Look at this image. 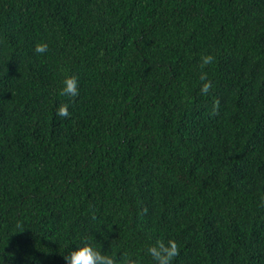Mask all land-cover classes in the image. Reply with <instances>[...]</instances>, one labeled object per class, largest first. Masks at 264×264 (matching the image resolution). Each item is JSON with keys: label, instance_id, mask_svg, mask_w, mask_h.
Masks as SVG:
<instances>
[{"label": "trees", "instance_id": "16d2710c", "mask_svg": "<svg viewBox=\"0 0 264 264\" xmlns=\"http://www.w3.org/2000/svg\"><path fill=\"white\" fill-rule=\"evenodd\" d=\"M169 239L264 264V0H0V264Z\"/></svg>", "mask_w": 264, "mask_h": 264}, {"label": "clouds", "instance_id": "9594fccd", "mask_svg": "<svg viewBox=\"0 0 264 264\" xmlns=\"http://www.w3.org/2000/svg\"><path fill=\"white\" fill-rule=\"evenodd\" d=\"M47 50L48 44L46 42L37 43L34 47V51L38 54H44ZM213 59L210 54L201 56V68L212 63ZM200 79L202 81L201 95L207 96L213 85L204 73L201 74ZM59 94L66 97L78 95V80L75 75L64 76ZM218 107L219 101L216 100L212 105V112L215 113ZM56 114L60 117H68L70 115L68 105L60 104ZM146 252L152 258L154 264H173L174 258L179 255V246L174 239H169L166 242L157 240L154 244L147 247ZM63 258L66 264H137L129 253L107 255L95 248L87 240H82L80 245L75 249H70Z\"/></svg>", "mask_w": 264, "mask_h": 264}]
</instances>
